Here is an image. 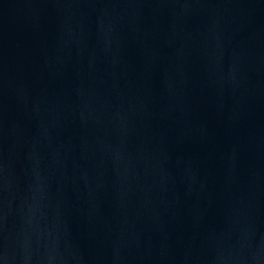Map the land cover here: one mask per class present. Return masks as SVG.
<instances>
[{
    "label": "water",
    "instance_id": "1",
    "mask_svg": "<svg viewBox=\"0 0 264 264\" xmlns=\"http://www.w3.org/2000/svg\"><path fill=\"white\" fill-rule=\"evenodd\" d=\"M0 264H264V0H0Z\"/></svg>",
    "mask_w": 264,
    "mask_h": 264
}]
</instances>
